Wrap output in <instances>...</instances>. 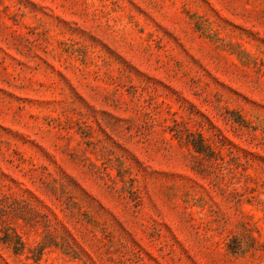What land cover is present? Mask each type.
Returning <instances> with one entry per match:
<instances>
[{
  "label": "rangeland",
  "instance_id": "rangeland-1",
  "mask_svg": "<svg viewBox=\"0 0 264 264\" xmlns=\"http://www.w3.org/2000/svg\"><path fill=\"white\" fill-rule=\"evenodd\" d=\"M0 264H264V0H0Z\"/></svg>",
  "mask_w": 264,
  "mask_h": 264
}]
</instances>
